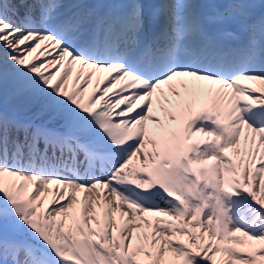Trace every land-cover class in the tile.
Wrapping results in <instances>:
<instances>
[{"label":"snow or ice","instance_id":"snow-or-ice-1","mask_svg":"<svg viewBox=\"0 0 264 264\" xmlns=\"http://www.w3.org/2000/svg\"><path fill=\"white\" fill-rule=\"evenodd\" d=\"M0 264H264L251 0H0Z\"/></svg>","mask_w":264,"mask_h":264},{"label":"bare ground","instance_id":"bare-ground-1","mask_svg":"<svg viewBox=\"0 0 264 264\" xmlns=\"http://www.w3.org/2000/svg\"><path fill=\"white\" fill-rule=\"evenodd\" d=\"M9 106H10V107H14V106H15L14 102L10 103Z\"/></svg>","mask_w":264,"mask_h":264}]
</instances>
